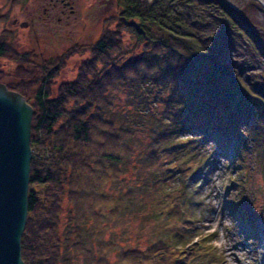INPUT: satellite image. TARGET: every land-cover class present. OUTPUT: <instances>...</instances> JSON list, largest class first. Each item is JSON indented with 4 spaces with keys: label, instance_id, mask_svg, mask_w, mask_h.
<instances>
[{
    "label": "trees",
    "instance_id": "trees-1",
    "mask_svg": "<svg viewBox=\"0 0 264 264\" xmlns=\"http://www.w3.org/2000/svg\"><path fill=\"white\" fill-rule=\"evenodd\" d=\"M156 1L147 4L141 0H121L116 28L105 30L91 45L93 56L81 63L74 81L60 84L55 95L49 94L47 83L56 73L59 56L54 62L43 61L41 67L45 72L32 100L25 95L33 113L27 216L20 237L24 264H71L65 254L69 247L88 252L85 237L93 234L95 225L84 227L88 222L86 216L90 215L95 222L103 216L95 207L106 201L107 165L116 163L120 137L128 133L121 126L117 129L105 116L109 101L103 92L108 86L123 85L128 78L139 80V97L143 101L146 97L142 95L151 93L150 85L158 87L153 97L160 111L150 116L153 127L148 129V136L152 143L167 150V155L173 151L185 154L184 161L182 157L170 162L164 158L166 169L176 167L181 172L194 167V156L203 141L225 144L237 136L238 126L250 116L257 117L260 124L264 122L263 83L254 82L253 73L249 74L243 60L229 57L232 44L222 47L212 30L217 28L218 34L228 33L237 42L242 40L240 45H248L254 55L264 58L259 32L249 28L222 0H168L164 4ZM123 30L135 34L142 52L117 66L113 52L122 46ZM75 46L72 51L78 48ZM7 52L8 44L0 39V56ZM98 60L104 65L108 63L110 68L100 73L97 81L86 79ZM5 84L25 94L16 83ZM70 100L73 105L68 108ZM179 131L191 136L180 139L175 136ZM208 148L207 145V154ZM189 152L192 153L186 156ZM64 199L69 203L65 231L69 242L63 251L59 225ZM186 204L185 209H177L176 203L172 205L177 214L185 213L184 217L193 220V205L190 200ZM180 227L157 226L156 238L145 249L123 252V260L144 264L155 255L160 263L171 264L177 254L183 255L179 245L191 239L175 243L184 234ZM97 246L99 250L101 244ZM101 251L97 263L103 261ZM184 260L183 256L173 264H184Z\"/></svg>",
    "mask_w": 264,
    "mask_h": 264
},
{
    "label": "rangeland",
    "instance_id": "rangeland-1",
    "mask_svg": "<svg viewBox=\"0 0 264 264\" xmlns=\"http://www.w3.org/2000/svg\"><path fill=\"white\" fill-rule=\"evenodd\" d=\"M66 1L0 0V39L8 44V52L0 56V81L16 83L30 101L45 72L44 66L41 67L43 61L54 62L61 56L55 75L47 83L49 94L55 95L59 85L74 81L81 63L92 58L90 48L99 36L107 29L116 28L121 0ZM141 1L148 4L153 0ZM157 1L164 4L168 0ZM222 1L249 28L258 31L264 43V0ZM212 31L222 47L232 44L229 57L243 60L249 74L253 73L254 82L264 86V58L254 55L248 45H240L242 40L237 42L228 33L218 34L217 28ZM75 45L78 48L72 51ZM141 52L135 34L123 30L122 46L113 52V63L119 66L137 58ZM92 66L94 71H88L86 79L97 81L99 74L111 65L98 60ZM157 89L150 85L151 93L146 96L141 91L146 101L139 97V80L132 78L104 90L103 96L109 101L105 116L117 129L121 126L128 133L122 131L125 134L121 135L115 151L116 163L107 165L106 201L95 207L103 216L97 222L86 216L88 222L84 227L95 225L93 234L85 237L84 247L88 252L69 247L64 253L70 257L71 264H128L123 260L126 255H121L123 252L145 249L156 238L157 226L169 229L179 225L184 234L175 243L191 239L183 242L186 245H179L183 255L177 254L174 261L184 256V264H261L264 241L246 234L242 225L251 224L257 231L264 224V122L260 124L257 117L250 116L238 126L237 136L225 144L203 141L201 150L194 156V167L181 172L176 167L166 169L164 158L170 162L182 157L184 161L185 154L173 151L167 155V150L152 143L148 136V129L153 127L150 116L160 111L153 97ZM72 105L70 100L67 107ZM175 136L184 139L191 134L179 131ZM160 172L165 174L161 176ZM182 198L185 200L181 201ZM186 199L193 205V220L184 217L185 213L177 214L176 206L172 205L176 203L177 209H185ZM68 210L69 203L64 199L59 225L63 251L69 242L65 239ZM180 217L186 219L182 221ZM98 244H101L99 250ZM99 251L104 256L101 263L96 261ZM157 258L153 255L144 264H158Z\"/></svg>",
    "mask_w": 264,
    "mask_h": 264
},
{
    "label": "water",
    "instance_id": "water-1",
    "mask_svg": "<svg viewBox=\"0 0 264 264\" xmlns=\"http://www.w3.org/2000/svg\"><path fill=\"white\" fill-rule=\"evenodd\" d=\"M32 113L25 95L0 81V264H24Z\"/></svg>",
    "mask_w": 264,
    "mask_h": 264
},
{
    "label": "bare ground",
    "instance_id": "bare-ground-1",
    "mask_svg": "<svg viewBox=\"0 0 264 264\" xmlns=\"http://www.w3.org/2000/svg\"><path fill=\"white\" fill-rule=\"evenodd\" d=\"M242 228L246 229L244 231L246 234H249L250 236L256 235L258 237H261L263 239L262 241H264V232H263L264 231V224L263 223L259 226V230H257V231L255 228H254L255 230L251 228V224L242 225ZM261 252L263 253L262 255L264 258V246H263V250ZM261 264H264V262H261Z\"/></svg>",
    "mask_w": 264,
    "mask_h": 264
},
{
    "label": "flooded vegetation",
    "instance_id": "flooded-vegetation-1",
    "mask_svg": "<svg viewBox=\"0 0 264 264\" xmlns=\"http://www.w3.org/2000/svg\"><path fill=\"white\" fill-rule=\"evenodd\" d=\"M67 2L70 3V0H67L66 3H67Z\"/></svg>",
    "mask_w": 264,
    "mask_h": 264
}]
</instances>
